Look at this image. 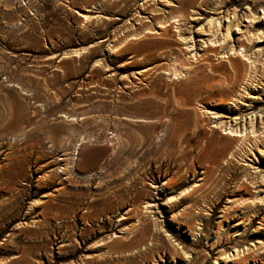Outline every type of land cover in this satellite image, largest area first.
<instances>
[{
	"label": "rangeland",
	"instance_id": "374dc122",
	"mask_svg": "<svg viewBox=\"0 0 264 264\" xmlns=\"http://www.w3.org/2000/svg\"><path fill=\"white\" fill-rule=\"evenodd\" d=\"M0 264H264V0H0Z\"/></svg>",
	"mask_w": 264,
	"mask_h": 264
},
{
	"label": "bare ground",
	"instance_id": "6f19581e",
	"mask_svg": "<svg viewBox=\"0 0 264 264\" xmlns=\"http://www.w3.org/2000/svg\"><path fill=\"white\" fill-rule=\"evenodd\" d=\"M144 209H145V211H147L149 209V206L146 205Z\"/></svg>",
	"mask_w": 264,
	"mask_h": 264
}]
</instances>
